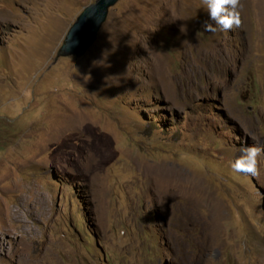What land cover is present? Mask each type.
I'll use <instances>...</instances> for the list:
<instances>
[{
	"label": "rangeland",
	"instance_id": "obj_1",
	"mask_svg": "<svg viewBox=\"0 0 264 264\" xmlns=\"http://www.w3.org/2000/svg\"><path fill=\"white\" fill-rule=\"evenodd\" d=\"M94 1L0 0V264H264V155L230 167L264 146V0L214 33L119 0L55 60Z\"/></svg>",
	"mask_w": 264,
	"mask_h": 264
},
{
	"label": "clouds",
	"instance_id": "obj_2",
	"mask_svg": "<svg viewBox=\"0 0 264 264\" xmlns=\"http://www.w3.org/2000/svg\"><path fill=\"white\" fill-rule=\"evenodd\" d=\"M202 3L206 7L211 21V23L208 21L203 23L204 31L214 33L221 30L227 32L241 27L240 0H202ZM261 155H264V146L244 147L241 149V154L230 162V167L236 173L258 177L260 175L258 157Z\"/></svg>",
	"mask_w": 264,
	"mask_h": 264
},
{
	"label": "water",
	"instance_id": "obj_3",
	"mask_svg": "<svg viewBox=\"0 0 264 264\" xmlns=\"http://www.w3.org/2000/svg\"><path fill=\"white\" fill-rule=\"evenodd\" d=\"M119 0H95L84 7L68 29L55 60L60 57H82L95 43L109 11Z\"/></svg>",
	"mask_w": 264,
	"mask_h": 264
},
{
	"label": "bare ground",
	"instance_id": "obj_4",
	"mask_svg": "<svg viewBox=\"0 0 264 264\" xmlns=\"http://www.w3.org/2000/svg\"><path fill=\"white\" fill-rule=\"evenodd\" d=\"M30 250H31L30 248H27V252H29ZM31 255H32V254H31ZM29 262H30V261H29ZM31 262H32V261H31ZM31 262H30V263H31Z\"/></svg>",
	"mask_w": 264,
	"mask_h": 264
}]
</instances>
